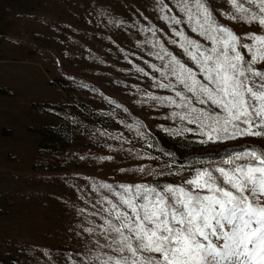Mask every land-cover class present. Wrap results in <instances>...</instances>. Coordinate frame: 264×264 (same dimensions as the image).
Returning a JSON list of instances; mask_svg holds the SVG:
<instances>
[{
	"label": "rangeland",
	"instance_id": "rangeland-1",
	"mask_svg": "<svg viewBox=\"0 0 264 264\" xmlns=\"http://www.w3.org/2000/svg\"><path fill=\"white\" fill-rule=\"evenodd\" d=\"M155 2L0 0V264H67L69 255L94 249L96 239L103 243L84 231L102 223L98 215H90L100 207L92 190L95 178L113 184L153 183L136 169L160 168L169 160L164 152L174 153L179 163L236 143L264 148L259 138L205 147L191 135L186 140L170 136L162 127H174L165 119L171 109L137 103V87L156 95L171 93L151 88V80L135 71L134 65L151 72L144 61H159L137 46L145 37L131 25L151 22L163 29L157 35L192 66L180 49L167 44L171 33L154 11ZM165 3L172 6V0ZM209 3L237 35L264 34L256 23L219 15L230 10L225 0ZM109 19L124 25L107 24ZM184 31L200 39L186 25ZM134 120L154 137L149 141L153 148L125 127ZM102 133L123 134L131 143L121 145ZM136 151L159 159L140 158ZM106 156L112 159H101ZM161 180L177 183L179 177Z\"/></svg>",
	"mask_w": 264,
	"mask_h": 264
},
{
	"label": "snow or ice",
	"instance_id": "snow-or-ice-1",
	"mask_svg": "<svg viewBox=\"0 0 264 264\" xmlns=\"http://www.w3.org/2000/svg\"><path fill=\"white\" fill-rule=\"evenodd\" d=\"M225 2L230 10L219 12L225 19L264 27V0ZM154 11L168 25L167 44L180 49L192 66L157 35L163 29L151 22L131 25L145 37L137 46L159 61H144L151 72L134 65L135 71L151 80V88L171 93L156 95L137 87V103L171 109L165 119L174 127L162 130L185 140L194 136L205 147L246 138L264 141V34L237 35L219 22L209 0H172V6L156 0ZM107 24L119 27L124 22L109 19ZM184 25L200 39L187 35ZM125 127L154 147L149 142L154 137L142 122ZM102 134L121 145L131 143L123 134ZM126 151L132 154L134 149ZM163 155L169 160L160 168L136 169L153 183L93 184L100 207L90 215H98L102 223L84 231L104 242L96 239L95 248L83 256L69 255L67 264H264V148L236 143L223 155L206 153L185 163H178L172 152ZM171 176L179 181L162 182Z\"/></svg>",
	"mask_w": 264,
	"mask_h": 264
},
{
	"label": "trees",
	"instance_id": "trees-1",
	"mask_svg": "<svg viewBox=\"0 0 264 264\" xmlns=\"http://www.w3.org/2000/svg\"><path fill=\"white\" fill-rule=\"evenodd\" d=\"M212 6V5H211ZM216 15H217V11H216ZM217 19L219 20L220 23L222 24H225L227 25L226 23H224L223 21H221L218 16H217ZM228 26V25H227ZM229 27V26H228ZM231 28V27H230ZM245 146H250V147H256V148H262V147H259L258 145L256 144H244ZM233 146H230V147H226L228 148L229 150L232 149ZM161 149H164L163 146H161ZM225 149V148H224ZM224 149L220 150L219 152H206V153H212V154H219V155H223L224 154ZM206 153L204 154H198V155H195V156H192L191 158L187 159V160H180L179 163H185L187 161H189L190 159H192L193 157H196V156H204ZM95 180L97 183L101 182L99 179L95 178L93 179Z\"/></svg>",
	"mask_w": 264,
	"mask_h": 264
}]
</instances>
